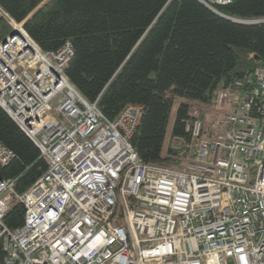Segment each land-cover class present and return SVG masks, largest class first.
Returning a JSON list of instances; mask_svg holds the SVG:
<instances>
[{
    "label": "built area",
    "instance_id": "obj_1",
    "mask_svg": "<svg viewBox=\"0 0 264 264\" xmlns=\"http://www.w3.org/2000/svg\"><path fill=\"white\" fill-rule=\"evenodd\" d=\"M14 25L0 43V106L48 167L22 194L0 179V264H264V66L220 90L211 112L192 110L195 152L165 167L131 143L141 105L108 118L66 75L71 42L45 51ZM13 158L0 141V165ZM14 200L26 211L11 229Z\"/></svg>",
    "mask_w": 264,
    "mask_h": 264
},
{
    "label": "trees",
    "instance_id": "obj_2",
    "mask_svg": "<svg viewBox=\"0 0 264 264\" xmlns=\"http://www.w3.org/2000/svg\"><path fill=\"white\" fill-rule=\"evenodd\" d=\"M0 7L45 51L73 44L66 75L87 100L99 98L108 118L128 103L143 107L131 143L148 164L180 167L195 152L185 129L193 107H212L220 90L264 66V0H232L216 11L199 0H0ZM12 31L0 14V43ZM0 141L14 154L0 165V179H16L22 194L46 172L47 160L2 106ZM25 211L14 200L6 225L20 227Z\"/></svg>",
    "mask_w": 264,
    "mask_h": 264
},
{
    "label": "rangeland",
    "instance_id": "obj_3",
    "mask_svg": "<svg viewBox=\"0 0 264 264\" xmlns=\"http://www.w3.org/2000/svg\"><path fill=\"white\" fill-rule=\"evenodd\" d=\"M8 23L12 26V28L14 29L15 25L17 22L16 21H12L10 18L6 17ZM59 98V97H58ZM58 98H56L55 100L52 101V106L54 108H56L57 104H58ZM185 100V99H183ZM179 104V101L176 102V105L174 106L173 110H172V114L170 117V122H169V126H168V132H167V136H166V141H165V146L167 147V145L171 142V133H172V127L174 124V120H175V114H176V109H177V105ZM195 107H193L194 109ZM197 108V107H196ZM210 108V107H209ZM209 108H203L204 110L209 109ZM192 109V110H193ZM209 112H211V109L208 110ZM178 140L175 138L172 143H176Z\"/></svg>",
    "mask_w": 264,
    "mask_h": 264
},
{
    "label": "water",
    "instance_id": "obj_4",
    "mask_svg": "<svg viewBox=\"0 0 264 264\" xmlns=\"http://www.w3.org/2000/svg\"><path fill=\"white\" fill-rule=\"evenodd\" d=\"M16 34H18V31L16 29H13L12 33L10 34V37L15 36Z\"/></svg>",
    "mask_w": 264,
    "mask_h": 264
}]
</instances>
